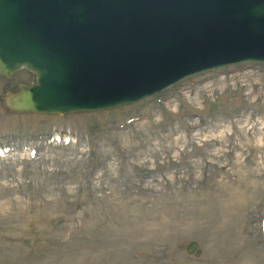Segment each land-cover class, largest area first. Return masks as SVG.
Here are the masks:
<instances>
[{
  "label": "rangeland",
  "instance_id": "374dc122",
  "mask_svg": "<svg viewBox=\"0 0 264 264\" xmlns=\"http://www.w3.org/2000/svg\"><path fill=\"white\" fill-rule=\"evenodd\" d=\"M33 80L0 77V264H264V63L108 110L8 109Z\"/></svg>",
  "mask_w": 264,
  "mask_h": 264
},
{
  "label": "water",
  "instance_id": "95a60500",
  "mask_svg": "<svg viewBox=\"0 0 264 264\" xmlns=\"http://www.w3.org/2000/svg\"><path fill=\"white\" fill-rule=\"evenodd\" d=\"M243 62H264V0H0V76L34 74L12 112L112 109Z\"/></svg>",
  "mask_w": 264,
  "mask_h": 264
}]
</instances>
